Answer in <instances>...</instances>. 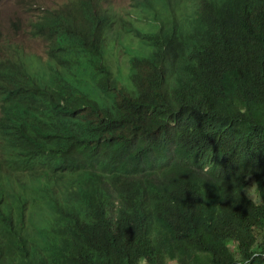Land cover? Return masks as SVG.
<instances>
[{
    "label": "trees",
    "instance_id": "1",
    "mask_svg": "<svg viewBox=\"0 0 264 264\" xmlns=\"http://www.w3.org/2000/svg\"><path fill=\"white\" fill-rule=\"evenodd\" d=\"M200 13L125 61L94 17L49 73L0 47V264H264V0Z\"/></svg>",
    "mask_w": 264,
    "mask_h": 264
},
{
    "label": "clouds",
    "instance_id": "2",
    "mask_svg": "<svg viewBox=\"0 0 264 264\" xmlns=\"http://www.w3.org/2000/svg\"><path fill=\"white\" fill-rule=\"evenodd\" d=\"M130 6L123 8L117 5L113 0H72L71 4H63L55 10H44L42 14L35 17L28 24L29 34L33 39H41L46 43L45 60L37 56L27 54L21 49L19 45H13L10 40L0 41V47L12 53L17 54L23 66L29 69L30 73L39 71L41 73H49L47 65L48 46L52 44L51 37L55 35V39L65 37L66 32L71 30L78 31L80 24L83 22L88 24L91 18L94 17L98 25L105 27L108 40H111L115 33L122 30V25L125 24L127 13L130 10L137 11L142 17L143 21L148 23L149 27L145 33L159 28L172 29L179 25L181 28L188 29L191 24H195L200 19V7L203 0H195V11H189L187 4L190 0H128ZM146 2L152 5L155 14H145L146 8L141 4ZM167 6V7H166ZM119 13H117V11ZM96 22V21H94ZM159 22L157 27L154 24ZM133 28H128L130 33ZM154 32V33H155ZM142 33V32H141ZM140 32H137L141 35ZM105 44V43H104ZM31 61L39 63V69H35V65ZM138 264H147L145 257H140Z\"/></svg>",
    "mask_w": 264,
    "mask_h": 264
},
{
    "label": "rangeland",
    "instance_id": "3",
    "mask_svg": "<svg viewBox=\"0 0 264 264\" xmlns=\"http://www.w3.org/2000/svg\"><path fill=\"white\" fill-rule=\"evenodd\" d=\"M72 0H0V41H7L8 39L13 45H19L27 54L39 57L45 60L46 43L41 39H33L29 34L28 24L38 15L42 14L44 10H55L63 4H71ZM117 5L127 8L130 6L128 0H113ZM145 8V14H155L152 5L142 2ZM189 11H195V0H190L187 4ZM167 7V6H166ZM120 10L117 11L119 13ZM125 24L122 25V30L114 34L113 38L108 42V46L118 50V56L125 61L132 51L144 47V42L137 37V32L145 33L149 27L143 17L135 10H130L127 13ZM159 22L154 24L156 28ZM128 28H133L130 33ZM136 56L134 53L131 57ZM112 61L110 65L112 66ZM34 63L35 69H39L37 61ZM130 67L126 70L125 67H117L115 70L116 77L126 86L132 87L129 80ZM247 195L259 202L255 184L250 181L246 190ZM171 264H176L171 261Z\"/></svg>",
    "mask_w": 264,
    "mask_h": 264
}]
</instances>
